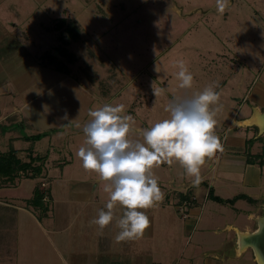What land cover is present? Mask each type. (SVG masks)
<instances>
[{"label":"rangeland","instance_id":"374dc122","mask_svg":"<svg viewBox=\"0 0 264 264\" xmlns=\"http://www.w3.org/2000/svg\"><path fill=\"white\" fill-rule=\"evenodd\" d=\"M180 60L193 75L191 89L179 87ZM209 85L219 92L211 108L218 109L215 134L225 142L239 104L234 98L247 94L264 101V0H229L223 14L217 12L216 0H0V108L15 113L0 119V152L13 145L23 160L28 159L27 148L47 155L50 175L42 180L21 174L13 184L0 180V188L11 187L0 190V264H85L90 242L106 233L94 224L85 234L81 229L100 210L107 211L106 204H93L77 216L78 206L72 205L70 223L61 230L49 216L40 218L35 212V218L4 204L8 193L32 197L36 186L51 191L55 210L56 201L75 193L104 194L107 182L85 170L77 156L86 137L74 134L91 121L90 110L123 104L125 115L134 120L128 138L143 142L145 129L169 118L170 101L191 98ZM4 124L14 127L4 130ZM250 130L254 134L257 129ZM39 132L48 135L35 142L11 139ZM60 142L68 144L66 149ZM258 142L256 150L262 153L264 141ZM71 152L76 163L68 167L69 180L61 181L57 163L70 160ZM216 153L217 161L206 159L200 170L207 184L217 187V175L243 174L225 168L231 157L222 160V152ZM243 158L236 160L244 165ZM152 172L164 183L168 178H177L176 184L194 179L175 161ZM120 210L119 204L113 209L114 227ZM249 256L227 264H253Z\"/></svg>","mask_w":264,"mask_h":264},{"label":"crops","instance_id":"0c3cea01","mask_svg":"<svg viewBox=\"0 0 264 264\" xmlns=\"http://www.w3.org/2000/svg\"><path fill=\"white\" fill-rule=\"evenodd\" d=\"M234 99L239 104L229 126L233 131L227 136L225 142L221 141L222 150L220 151L222 160L226 155L231 157L225 160V168L231 167L233 170H240L243 174L217 175V187L207 184L205 178L203 180L201 178L198 185L192 183L193 179L190 184H187L185 179L176 184L177 178L176 180L168 178L165 183L158 181L163 198L152 208L141 209L150 221L144 235L134 240L117 243L115 236L120 229L118 226L114 227L115 219H113L109 223V228H104L105 234L100 232L98 238L89 241L88 260L85 264H219L220 262L227 264L233 260H246V256L250 257V254L253 264H259L260 253L257 252L258 247L254 243V238L263 231L264 226V153L257 161H251L250 158L259 152L256 150L260 144L258 140L264 141V126L258 122L264 119V101L251 99L247 94ZM1 111H3V115L0 114L2 121L15 116L14 111H9L7 107L3 109L1 107L0 113ZM254 113L258 116L256 121L252 120ZM2 124L3 122H0V125ZM253 127L258 128V132L253 134L252 130L249 131ZM77 135L83 136V132H75L74 136L77 137ZM11 139L13 142L24 140L22 135H14ZM60 144L63 149H66L68 145L62 142ZM61 146H58L57 150L62 153ZM13 148L19 150L20 154L19 148L14 146ZM26 151L28 152L27 160H29L30 151L34 156L41 155L30 148ZM219 154L216 153L212 161L209 160L210 164L217 161ZM71 155L73 157L70 160L57 163L58 167L62 168L61 181L69 180L67 179L68 167L76 163L75 153L71 152ZM236 157H244V165L237 162ZM47 161L41 175L42 180L50 179ZM70 177H74V174ZM10 188L5 185L0 190ZM203 188L205 192L200 195L198 190ZM15 192L5 195L8 203L4 204L15 207L17 211L26 210L36 218L35 212L22 204L25 199L30 198V194H19L16 190ZM103 192L101 196L80 192L78 196L75 193L74 197L67 200L60 199L56 201V210L50 204L48 218H53L52 221L56 222L61 230L70 223L68 215L72 205L78 206L77 216L93 204H106L109 193L104 190ZM211 195L220 199L213 198ZM48 197L49 201H53L54 196L51 191ZM186 201L188 205L185 214L180 213V207ZM0 204L3 202L0 201ZM120 211L122 217L125 211L123 206ZM91 224V220L89 223H84L81 228L82 234L90 232Z\"/></svg>","mask_w":264,"mask_h":264},{"label":"clouds","instance_id":"9594fccd","mask_svg":"<svg viewBox=\"0 0 264 264\" xmlns=\"http://www.w3.org/2000/svg\"><path fill=\"white\" fill-rule=\"evenodd\" d=\"M228 6L229 0H216L218 13L223 14ZM177 63L179 87L191 89L193 75L183 60ZM218 101L219 94L212 85L191 98H174L166 108L169 118L145 129L143 142L128 138L134 120L124 114L123 104H105L90 110L92 119L83 126L86 146L79 148L77 156L85 170L95 172L107 182L104 191L109 193L107 211L100 210L91 223L103 230L113 221V209L119 204L125 211L117 220L120 231L116 242L143 236L150 221L141 209L152 208L163 198L152 172L161 163L178 162L185 174L194 178L192 183L198 185L206 159L222 150L215 134L218 109L211 108Z\"/></svg>","mask_w":264,"mask_h":264},{"label":"trees","instance_id":"16d2710c","mask_svg":"<svg viewBox=\"0 0 264 264\" xmlns=\"http://www.w3.org/2000/svg\"><path fill=\"white\" fill-rule=\"evenodd\" d=\"M65 19H60L57 22V27L61 28ZM17 126V123H15ZM14 126L3 125L4 130H10ZM48 135V132H40L33 135H23L22 138L28 141H36ZM19 150L10 147V150L7 153L0 152V180L4 181L3 183H14L15 179L21 177V174H24V177L36 178L41 176L45 170V164L47 161V155H33V152L30 151L29 160H23L19 157ZM261 155H252L250 160L257 161L260 159ZM48 196L47 192L35 187L33 196L25 199L26 207L32 209L34 212L38 213L40 218L49 216L50 211V199H46ZM213 198L220 199L211 195Z\"/></svg>","mask_w":264,"mask_h":264},{"label":"flooded vegetation","instance_id":"af4514ba","mask_svg":"<svg viewBox=\"0 0 264 264\" xmlns=\"http://www.w3.org/2000/svg\"><path fill=\"white\" fill-rule=\"evenodd\" d=\"M258 128H257V130H256V132H258ZM264 152H262V153H256V155L258 154V155H262ZM261 158V157H260ZM254 243H256V246L257 247H260L261 248V255L264 257V230L261 232V233H259V234H257L256 236H255V238H254Z\"/></svg>","mask_w":264,"mask_h":264},{"label":"bare ground","instance_id":"6f19581e","mask_svg":"<svg viewBox=\"0 0 264 264\" xmlns=\"http://www.w3.org/2000/svg\"><path fill=\"white\" fill-rule=\"evenodd\" d=\"M262 126H264V119L262 118L261 120L258 121ZM262 128V127H261ZM264 230V227H263ZM259 253V251H257ZM259 262L260 264H264V257L261 256L260 254L258 255Z\"/></svg>","mask_w":264,"mask_h":264},{"label":"built area","instance_id":"2783aa9c","mask_svg":"<svg viewBox=\"0 0 264 264\" xmlns=\"http://www.w3.org/2000/svg\"><path fill=\"white\" fill-rule=\"evenodd\" d=\"M187 205H188V202L186 201V202H184L183 205L180 207V208H181L180 210H181L184 214H185V211H186Z\"/></svg>","mask_w":264,"mask_h":264},{"label":"water","instance_id":"95a60500","mask_svg":"<svg viewBox=\"0 0 264 264\" xmlns=\"http://www.w3.org/2000/svg\"><path fill=\"white\" fill-rule=\"evenodd\" d=\"M264 227V226H263ZM258 251H259V253L261 254V248L260 247H258Z\"/></svg>","mask_w":264,"mask_h":264}]
</instances>
